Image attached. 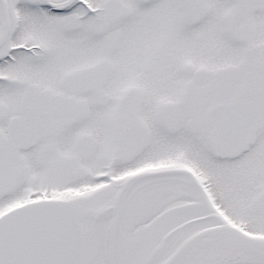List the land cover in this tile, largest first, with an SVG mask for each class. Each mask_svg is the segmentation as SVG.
Wrapping results in <instances>:
<instances>
[{
    "label": "snow or ice",
    "instance_id": "6c2138e0",
    "mask_svg": "<svg viewBox=\"0 0 264 264\" xmlns=\"http://www.w3.org/2000/svg\"><path fill=\"white\" fill-rule=\"evenodd\" d=\"M0 264H264V0H0Z\"/></svg>",
    "mask_w": 264,
    "mask_h": 264
}]
</instances>
